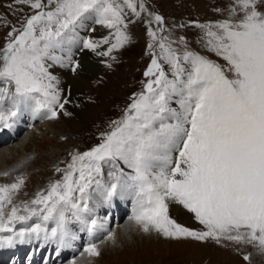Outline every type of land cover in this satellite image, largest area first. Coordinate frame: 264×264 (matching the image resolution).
I'll return each mask as SVG.
<instances>
[{
  "label": "snow or ice",
  "instance_id": "obj_1",
  "mask_svg": "<svg viewBox=\"0 0 264 264\" xmlns=\"http://www.w3.org/2000/svg\"><path fill=\"white\" fill-rule=\"evenodd\" d=\"M19 2L39 11L27 18L23 30L0 55V83L6 85L0 87V102L5 98H11L14 105L34 101L37 114L43 110L46 119H55L68 101L61 103L56 77L45 67L49 49L58 46L85 14L95 12L97 23L116 28V43L108 49L111 52L129 39L118 27L123 23L121 9L112 0H48L55 5L48 11L43 0ZM236 5L244 13L238 23L224 20L216 25L220 31L210 27L207 31L209 46L228 61L234 77L226 76L205 57L187 52L183 60L190 67L186 70L181 58L161 41L162 57L173 78H168L154 57L145 72V76H155L145 85L146 93L133 100L121 121L113 122L116 127L103 134L102 143L73 155L67 170L57 169L63 171V179L51 184L46 195L38 192L31 201L39 209L25 204L27 215H18L19 209L13 206L5 218V204L12 203V193L24 181L18 177L16 183L0 184V232L12 233L0 236V246L41 231L49 235L40 224L18 232L9 227L33 215L44 221L54 219L57 226L50 236L63 244L66 213L76 215L80 201L87 209L88 191L93 184L101 187L96 177L102 176V165L110 163L117 169L109 173L116 182L106 195L112 197L118 188L133 190L129 219L143 232L171 239L212 238L218 243L221 239H247L264 251V12L257 10V0H236ZM128 6L136 10L131 0ZM140 7L143 9L142 4ZM155 19L162 20L160 16ZM149 34L155 38L151 29ZM107 42L105 38L103 43ZM85 47L95 50L98 44L86 40ZM11 86L14 91L10 93ZM175 94L181 97L180 113L169 106ZM16 115V111L7 115L0 111V122L9 127L8 119ZM166 119L175 122L164 123ZM118 161L131 171L125 172ZM170 202L194 213L206 231H194L172 219ZM95 225L93 220L89 231ZM108 239L115 243V233H109ZM85 252L100 254L95 244L88 245Z\"/></svg>",
  "mask_w": 264,
  "mask_h": 264
},
{
  "label": "rangeland",
  "instance_id": "obj_2",
  "mask_svg": "<svg viewBox=\"0 0 264 264\" xmlns=\"http://www.w3.org/2000/svg\"><path fill=\"white\" fill-rule=\"evenodd\" d=\"M112 2L116 5L115 0ZM43 3L47 5L45 11L55 7L54 4L49 5L48 0H43ZM118 3H120L119 8L123 19V23L118 27L129 37L127 42L116 49L113 48L111 54L107 51V55L100 54L105 53L104 47H101L102 51L98 48L100 46L95 50L84 51L81 54L80 68H72V66L69 70L71 73L74 72V69L86 71L88 73L85 75L87 77L86 83L73 90L70 83L65 84L64 88L67 95L66 93L62 94V88L59 89L61 98H67L68 102L65 103L64 109L59 111L58 117L49 119V122L45 121L46 124L36 121L35 125L28 126V123H24L25 127L20 130L15 138L12 136L9 139L6 136L7 140L0 141L2 142L0 144L1 152L10 150L0 162V184L16 183L18 177L23 178L24 181L20 188L12 193V203L5 204V218L13 206L19 209L18 215H27L24 211L25 204L39 209L41 206L32 205L31 201L36 198L38 192L46 195L51 183L63 179V171L58 172L57 169L67 170L73 155L79 151H90L98 145L96 141L103 138V134L111 132L116 127L113 122L120 121L121 115L126 109H129L133 100L138 98L140 93L146 92L145 85L148 81L155 78L154 75L145 76V72L154 57L161 64L168 78H173L169 64L163 59L162 52L156 50L155 44L152 42L155 38L149 34L150 29L155 32V37H157L163 31V24H166L167 30L163 39L167 38L170 41L166 42L167 47L177 56L181 58L179 53L184 50H196L193 55L205 57L218 64L226 76L234 77L228 61L209 46L207 31L210 27L212 31L218 32L220 30L216 25L219 22L229 20L236 24L243 18L244 13L239 10L236 0H131L136 9L135 11L132 10L131 13L128 9L129 0H118ZM141 4L143 9L140 7ZM233 8H236L235 12L232 11ZM257 10L264 12V0H257ZM37 11L39 10L31 8L29 3H21L19 0H0V55H3V50L11 39H14L23 30L27 18ZM156 16H160L162 20L157 21ZM13 29L16 31L13 32ZM98 30L101 35L106 29L98 28ZM110 31L109 40L113 44L116 42V28H111ZM10 33L12 35H9ZM95 35L98 36L99 33ZM149 36H152V41L148 40ZM95 40L92 41L95 42ZM175 43H177V47L174 46ZM87 56H91V59H87ZM72 58L73 56L69 60ZM180 62L186 70L189 69V63L183 58ZM2 86L6 85L0 83V87ZM11 87L10 92L14 91ZM142 90L143 92H141ZM7 99L3 100L0 107V111L6 115L12 108L4 102ZM170 105L171 107L175 106V104ZM12 109L14 110V108ZM64 112H67L68 115H64ZM165 122L174 123L175 121L166 119ZM36 125L39 126L38 130H32ZM8 135L10 134L8 133ZM20 143L25 147V152H21ZM172 155L175 158L177 153L174 152ZM25 157L26 160H22ZM20 161L22 162L19 163ZM25 163L28 164L29 169L28 167L25 169L23 166ZM107 165L109 164L102 165V169L106 168ZM116 171L113 167H109L104 171V174L107 173L108 175L103 178L96 177V179L101 180V187L97 188L93 184L92 188L89 189L91 204L88 206L101 203L100 198L104 197V190L116 182L109 173ZM4 173H8V175H3ZM99 206L101 208L103 204ZM107 213L108 211H104L98 216L103 218V216L106 217ZM189 213L191 214L190 219L185 222L174 218L168 210L169 216L177 223L192 228L199 221L195 219L194 213ZM115 214L116 212L109 216L112 222L109 224L108 231L106 230L104 235L99 233L101 239L94 237L93 240H88L86 243L85 234H83L82 239L86 245L93 244L94 241L97 242L95 244H97L100 253L98 256L88 255L85 252V248L88 246H85L84 242H80L79 247L83 245L80 252L73 256L68 263L63 262V264H72L73 261L75 264H264V251L256 242L249 243L247 239L239 242L222 239V242L220 240L219 243L212 238L203 241L193 238L171 239L156 232L145 233L140 227H136L138 229H131L130 227L126 233L124 229L127 222L129 221L133 227V221L131 222L123 212V214L116 216L123 220L119 224L113 221ZM129 214H132V210ZM35 217L30 218V223L36 225L35 221L39 220L44 225L42 227L40 224L43 229L48 227L49 221L52 222L53 220L44 221L41 216L37 219ZM66 219L73 221L77 227L81 228V235L86 232L89 225V227L92 225V222L88 224V220L82 216L81 208L76 215H73L71 211L67 212ZM69 223L71 224L70 221ZM18 225L22 228L25 227L24 223ZM67 227L72 229L68 223ZM116 227L119 231L116 232L115 243H113L108 239V236L105 238L104 236L114 233ZM133 229L138 234L131 232ZM194 229L206 231L204 225H197ZM241 231H245V229H241ZM122 233H125L126 239H129L127 241H130L133 246L125 245L117 249L121 243L118 236ZM129 233L137 235H133V239H130ZM104 240L107 241V244H104ZM122 243H125V238ZM113 248L117 250L110 254ZM245 256L248 257L247 260ZM16 261L12 264H17Z\"/></svg>",
  "mask_w": 264,
  "mask_h": 264
},
{
  "label": "bare ground",
  "instance_id": "obj_3",
  "mask_svg": "<svg viewBox=\"0 0 264 264\" xmlns=\"http://www.w3.org/2000/svg\"><path fill=\"white\" fill-rule=\"evenodd\" d=\"M92 33H91V41L96 39L94 34L99 33V35H100V31L98 29L94 31L93 35H92ZM98 48H100V47H98ZM90 51H91V49H90ZM51 53H49L48 57H45L44 64H45V67L47 68L48 72L51 73V75H53L54 77H56V81H55L56 87L58 89L62 88V94L66 93L65 92V88H64L65 84L70 83L71 84V88L73 90V89H76V87L82 86L84 83H86V78L87 77L85 75H88V73L86 71H84V70L77 71L75 69L74 72L71 73V71L69 70L70 67L66 68L65 65H63L59 59H52L51 57H53V54H51ZM71 56H73V58H77L78 57L75 54H73ZM83 56H86V55L83 54ZM87 59H91V56H87ZM75 67L76 66L73 65L72 68H75ZM63 88H64V90H63ZM60 94H61V91H60ZM66 95H67V93H66ZM63 99L64 98H61V101ZM4 102H6V104H8L12 108H14V110L11 108V111H16L17 115L15 117H10L8 119L7 123L10 125L9 127H5L4 124L2 122H0V141H2V142L6 138V136H8V138H9L8 133L11 136H13V138H15V136L18 135V133L20 132L19 126L24 124L23 123V117H24V120H26L28 118L27 121H28V123L30 125L32 124V119H34L35 117H37L39 120H43L42 121L43 124H46L45 121L49 120V119H46L44 117L43 110L39 114H37L34 111V109H35V102L34 101L29 102L28 104H17V105H14L13 100L11 98H8ZM2 103H3V101H2ZM6 104H4V105L7 106ZM1 106H2V104H0V107ZM44 119H46V120H44ZM38 128H39V126L36 125V126H34L32 128V130H38ZM2 142H0V144ZM19 147L21 148L20 149L21 152H25L26 149H25L24 146L21 145V143H20ZM7 152H10V150L7 149L5 151L3 150L2 152L0 151V162H2V158L6 157V153ZM22 160H26V157L22 158ZM21 162L22 161H20L19 163H21ZM23 166L26 169V167H28V164L25 163ZM28 169H29V167H28ZM25 171H27V170H25ZM104 192H105L104 197L100 198L101 199L100 200L101 203H99V204L96 203L95 206L94 205L87 206L86 211H88V212L89 211H93V213H98L102 209H110V210L116 209L117 210L116 216H118L120 214H123V212H124L123 209H121L120 204L127 206V205H129V203H130V211L131 210L133 211L134 201H135V192L133 190H130V189H118L117 194L113 195L110 198L107 197L106 190H104ZM100 204H103V206L101 208L99 206ZM169 212L171 213V215L174 218H176L178 220H183L185 222L186 221L188 222V220L190 219V216H191V214L188 211H185L183 209V207L180 204L176 203V202L169 205ZM108 215H110V212L108 213ZM131 215L132 214H129V216H131ZM35 216H38V215H35ZM35 216H32V217H35ZM84 216L86 217L85 214H84ZM125 216L129 217L127 213H125ZM38 217H40V216H38ZM38 217H35V218L37 219ZM103 218H104V216H103ZM19 223H24L25 227H23L22 229H30L33 226H35L32 223H30V219H28L26 221H16L14 224L9 225V227H12V228L15 227L14 231H17L18 229L21 228L18 225ZM35 223L42 225V222L39 221V220H36ZM51 223H53V225H51ZM56 226H57L56 225V221L53 219L52 222L49 221L48 227L45 228V229L48 230V234L49 235L46 236L45 232L41 231L39 235H37L35 233H33L31 235H26L22 242H21V240H17V239H19V238H17V239H15V242L12 245H10V246H8V245L0 246V264H12V262L14 263L16 260H17L16 261L17 264H37V261H39V262H41V261L50 262L51 259H53L54 261L56 260L57 263H60V264H63L62 261H64V263H68L69 260L72 258L73 254L76 251L80 252L82 247H80V248H78V247L80 245V242H84V240L81 237L79 228L71 226L72 229L73 228H75V229H73V230L69 229L67 227V222L65 221L64 228H65L66 235L64 236L63 244H61V242H60L58 237L57 238H52L50 236L51 229L56 227ZM130 227H131V229L132 228L138 229V228H136V227H138V225H135L134 222H133V227H132L131 223L128 221L127 222V226L124 229V232L127 229H130ZM76 228H78V229H76ZM102 228H105V225H102ZM118 231H119V229H117V227H116L114 229V233L116 234V232H118ZM94 232H95L94 228L92 229V231H89V229L86 231V236H85V238L87 240L86 243H88V240L90 241L93 238V235H96V233H94ZM131 232L137 233L134 229ZM126 233H127V231H126ZM133 233L132 234L129 233L130 239H133V235H137L138 234V233L137 234H133ZM10 234H11V232L4 231V233L3 232L0 233V236H7V235H10ZM118 237H119L121 243H120V246L117 249H120V248H122V246H125V245H127L128 247L133 246L130 243V241H127L129 239H126L125 233L120 234ZM124 238H125V243H122V242H124ZM53 241H57L58 242V244H56L54 247L51 246L54 243ZM86 243L84 245L88 246V245H86ZM104 244H107L106 240H104ZM95 245L97 246V244H95ZM77 248H78V250H77ZM114 248L112 249V252L110 254H113V253L116 252L117 249H114ZM12 253H14V254L12 256L8 257ZM10 258H12V260H10ZM22 259H25V260L22 261Z\"/></svg>",
  "mask_w": 264,
  "mask_h": 264
}]
</instances>
